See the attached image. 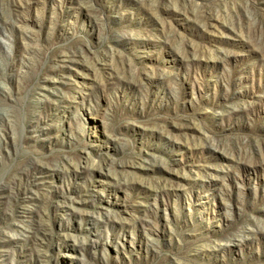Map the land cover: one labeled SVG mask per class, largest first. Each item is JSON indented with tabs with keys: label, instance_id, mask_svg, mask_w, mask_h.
Masks as SVG:
<instances>
[{
	"label": "rangeland",
	"instance_id": "obj_1",
	"mask_svg": "<svg viewBox=\"0 0 264 264\" xmlns=\"http://www.w3.org/2000/svg\"><path fill=\"white\" fill-rule=\"evenodd\" d=\"M0 264H264V0H0Z\"/></svg>",
	"mask_w": 264,
	"mask_h": 264
}]
</instances>
